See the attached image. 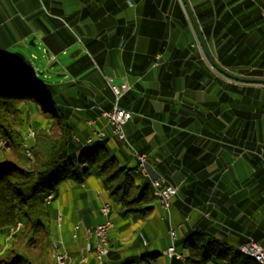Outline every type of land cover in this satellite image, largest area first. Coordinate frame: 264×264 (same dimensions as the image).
<instances>
[{"label":"crops","instance_id":"crops-1","mask_svg":"<svg viewBox=\"0 0 264 264\" xmlns=\"http://www.w3.org/2000/svg\"><path fill=\"white\" fill-rule=\"evenodd\" d=\"M188 3L211 55L221 66L243 76H252L246 74L251 68L264 71V19L239 29L245 33L241 44L227 31L234 24L231 17L247 22L257 8L264 16V0ZM209 23V34H205L203 28ZM220 31L227 32L220 35ZM31 34L44 47L50 67L57 63L59 53L70 50V61L56 73L57 81L41 79L37 74L44 78L43 71L32 65L31 73L24 63L6 55ZM238 45L244 49V60L226 65L223 58L233 57ZM248 48L253 50L248 53ZM0 56L26 75L51 85L49 94L69 111L77 142H83L92 130L102 129L104 145L115 155L117 149L109 143L113 137L110 126L99 112L113 103L131 112L123 125L126 141L145 152L152 168L177 187L166 223L167 231L169 223L176 227L175 237L164 244L166 249L173 242L177 255L168 256V263L164 256L166 264H185L186 250L179 241L191 229L209 230L231 247L248 237L264 247V84L236 81L210 66L181 0H0ZM112 85L127 89L117 96ZM86 119L95 120L93 127L86 125ZM204 132L216 135L209 136L214 156L210 163H197L193 171L183 161L189 157L181 145L183 134L204 136ZM128 159L134 161L128 166L135 165L132 154ZM203 170L211 185L198 181ZM98 179L93 172L78 182L70 179V209L83 224L76 237L70 235L74 258L88 246L84 226L101 221L97 213L106 197L99 198V205L89 197ZM186 205L193 206L186 211L189 220L178 226ZM204 210L210 212L209 218L201 215ZM113 212L124 226L133 218L126 219L120 210ZM157 219L151 216L148 230H137L130 245L112 250L101 264L156 261V251L141 246L147 234L160 227ZM78 264H96L94 255Z\"/></svg>","mask_w":264,"mask_h":264},{"label":"trees","instance_id":"trees-1","mask_svg":"<svg viewBox=\"0 0 264 264\" xmlns=\"http://www.w3.org/2000/svg\"><path fill=\"white\" fill-rule=\"evenodd\" d=\"M253 14L247 22L243 18H230L234 24L229 25L227 31L234 35L238 44L245 36L240 28L264 19L258 8ZM203 29L205 34H209L210 23ZM226 32L220 31L219 34L225 35ZM228 50L230 53L232 48ZM233 50V57L223 58L226 65L244 60L242 45ZM248 50L250 53L253 49ZM246 74L258 77L264 75V71L258 67L251 68ZM50 89V84L26 75L22 68L0 56V264H51L53 211L44 197L52 193L55 199L64 180L78 182L85 174L93 172L103 180L108 196L122 207L121 212L138 218L147 216L157 202L149 182L143 177L137 181L133 174L138 178L140 175L133 171L134 165H121L104 145V137L89 142L76 141L68 118L69 111L55 102L49 94ZM35 106L50 121L48 127L38 126L27 147L32 153L30 157L25 154L21 139L29 126L24 114ZM204 134H183L181 145L189 156L183 161L193 171H197V163H210L214 156L211 151L215 146L209 142V136L216 135L211 132ZM1 142H6L7 150ZM202 151L199 159H192ZM198 178L204 186L212 184L206 170ZM191 207L186 205L184 212L187 213ZM18 222L24 224L20 230L16 229ZM179 245L188 250L185 264L209 261L216 264H257L252 257L239 252L236 245L231 247L221 242L209 230L191 229L180 239Z\"/></svg>","mask_w":264,"mask_h":264},{"label":"rangeland","instance_id":"rangeland-1","mask_svg":"<svg viewBox=\"0 0 264 264\" xmlns=\"http://www.w3.org/2000/svg\"><path fill=\"white\" fill-rule=\"evenodd\" d=\"M20 41L21 42H18V44H15L12 46V48L8 49L6 52V55L9 56L10 52H12V51H16V50L20 51L31 62V64L34 67H36V69H38V71H43L42 73L45 75L44 78L42 77V74H39V73L37 74L41 79H43V80L46 79L49 81L50 80L57 81L59 79V77L56 76V73L61 72L63 66H65L70 61V50H67L66 53H59L57 56L58 57L57 63L50 67L47 63L48 55L46 54L44 47L42 46L41 42L39 41V39L37 37L34 38L33 34H31L28 38H26L24 40H20ZM19 43H21V45ZM16 61L18 63L20 62L21 64L24 63L20 60H16ZM46 66H47V69H46ZM29 71L31 73H34L32 68H30ZM55 92H56V90H55ZM62 109H64V108L62 107ZM68 118L70 120V116ZM24 119L26 120V123L29 126H27L28 127L27 130L24 132V134L22 136V139H21L23 141L22 146L24 148L25 154L27 156L31 157L32 156L31 150L29 148H27V147H29V143H31V141L34 139L36 132H37V129H38V126L48 127L50 120L43 116V114L39 111V108L37 106L32 107L29 111L26 110V112L24 114ZM86 125L93 127V125H89L87 123H86ZM84 140H85V142H87L86 139H84ZM109 143L112 146H115V148L117 149L116 154L114 156H115L116 160L121 165H130V164L134 163V161L128 159L129 155L132 154L131 153L132 147L130 145L131 143L128 144V142L126 140H118L114 136L112 138L111 137L109 138ZM1 145L4 147L5 150H7L8 145L6 144V142H1ZM135 164H136V162H135ZM133 175H134V178L138 181L139 180L138 175H136V174H133ZM92 176H94V175H92ZM88 185L89 184L87 183V186ZM92 185H96L95 187H97V189L90 191V195H89L90 199L94 201L93 204L99 205L100 201H101L99 198H102L104 196L106 197V200L110 203L109 216L111 217V220H112V226L109 227V229H108L107 242L105 244V246L108 250L107 257L109 256V252H111L112 250H114V249L123 250V248L125 246L130 245V242L137 236V234H136L137 230L140 231L141 228H143V231L148 230L149 226H152L151 223L148 222L150 217L156 216V217H158L157 220L159 221L158 224L160 225V227L157 228L155 231L151 232L152 234H147L148 240L145 243H143L142 244L143 246H141V247H144L145 249H147L149 251H156L158 258L156 261L150 260L152 264H166V263H168V260L170 257V256L168 257V255H167V257H165L166 263L163 261V257L166 256L163 253L164 249H165L164 244H165V241L168 243L170 242V237H171L170 232H169L170 227L173 228L174 233H175L176 227L171 226V224L169 223L168 231H167L166 223L168 224L169 220L167 218L166 210L160 209L158 207L157 202H156L155 207H154L155 209L152 210L147 216H145L143 218H138L137 216L132 215V214H123L121 212L124 216H126V219L133 216V218L128 220L127 225L124 226L122 224L121 219H118V218L116 219V217H114L115 212H113L114 209L121 211L122 207L118 203H116L113 198L108 196L107 190L105 189V186L103 184V180L100 178V179L96 180ZM96 192H98V196H96ZM49 196L52 197L51 200H49ZM44 199H45V203L49 204V206L52 208V211H53V216L51 217L52 225H51V232H50V235H51L50 236L51 237V249H50L51 250V260H50V262H51V264H54L52 252H53V243L56 241L60 244V246L64 247V249L67 251V253L69 255V262H66L65 264H71L74 260H75V263L78 264V262L79 263L82 262V261H79V258H81L82 255H84L85 259H86L87 255H89L91 253L94 255V259L96 261V264H98V260L95 257V253H94V247L92 245L93 240L92 239H90V240L85 239L84 228H83V238L85 239V241L88 245L87 248L85 249V252L77 258H74V256H72L70 254V242H73V240L70 239V235L72 233V236H73V232H72L73 227L76 223H79V227L77 229V233H78L79 229L83 225L82 222L78 220L79 218L77 217L76 211L70 209V179L64 180L60 183L59 188H58V195L55 199H53L52 193L46 194ZM172 200L173 199H171V202H172ZM171 206H172V203H171L169 209L171 208ZM204 211H207V210H204ZM98 212H99V213H97L98 220L102 221L104 218H103L100 210ZM58 214H60V217H61L60 220L58 219V216H59ZM160 216H162L163 218L161 219ZM183 217H184V215L182 216V219H183ZM209 217H210V212H209V216L207 218H209ZM113 218L116 219L117 225L115 224V221ZM182 219H181V221H182ZM181 221L178 223V226H183L187 222V221L183 222L182 225H179L181 223ZM70 226H71V232H70ZM23 227H24V224H22L20 222V224L18 225V227L16 229L20 230ZM77 233H76V236H77ZM76 236H73V237H76ZM247 240L248 239L246 238L241 243H244ZM241 243H239V244H241ZM239 244H237L236 246H238ZM186 254L188 255V250H186ZM245 255H247V254H245ZM250 257H252V256H250ZM85 259L83 261H85ZM255 261L257 264H259L257 260H255ZM143 262L144 263H142V264H149L148 261H143ZM205 264H210V263L206 262Z\"/></svg>","mask_w":264,"mask_h":264},{"label":"built area","instance_id":"built-area-1","mask_svg":"<svg viewBox=\"0 0 264 264\" xmlns=\"http://www.w3.org/2000/svg\"><path fill=\"white\" fill-rule=\"evenodd\" d=\"M113 92L119 96L124 90L127 89L125 85H122L120 87L111 86ZM100 116H103L106 119V123L110 126L111 134L116 137L118 140H126V136L123 130L124 123L130 118L131 112L125 108H122L118 106L116 103H113L109 108L101 109L99 112ZM95 122L94 119H86V123L89 125H93ZM105 136L104 131L102 129L93 130L92 133L86 138V141L89 142L95 138L101 139ZM132 155L135 157V160L144 161L145 167H146V180H150L151 184H156L158 188L163 193V205L162 209L166 210L168 214V220H169V207L171 204V199L177 195V187L173 183H171L164 175L156 172L149 161L147 160V154L145 152L139 151L136 148L132 147L131 149ZM96 196H98V192H96ZM52 197L49 196V200H51ZM50 202V201H49ZM99 210L103 216V220L94 224V225H86L84 226V236L86 240H93V247H94V253L95 257L98 260V264H101L104 262V260L107 258L108 250L105 245H103V232L105 230H108L109 227L112 226V220L109 216L110 212V203L106 200L101 203L99 206ZM58 219L60 220V214H58ZM201 215L203 217L209 216V211H203L201 212ZM189 219V212L184 214V217L179 225H182L183 222L188 221ZM79 227V223H76L73 227V236H76L77 229ZM17 228V227H16ZM170 235L172 240L175 237V233L172 227L169 229ZM248 240L244 243L251 246L252 248H255L257 251L264 252V247L255 241L253 238L248 237ZM169 249V256L177 255L174 243L168 247ZM59 257H62L60 254V244H59V255H57V260ZM84 260V255L79 258V261Z\"/></svg>","mask_w":264,"mask_h":264},{"label":"water","instance_id":"water-1","mask_svg":"<svg viewBox=\"0 0 264 264\" xmlns=\"http://www.w3.org/2000/svg\"><path fill=\"white\" fill-rule=\"evenodd\" d=\"M181 2L184 6V9H185L186 14L188 16V20L190 22V25L192 26V29H193L194 34L196 36L197 42H198V44L202 50V53H203L205 59L207 60V62L210 64V66L213 69H215L220 74H222V75H224L230 79L236 80V81L264 84V78H262V77L243 76V75L235 74V73L230 72L229 70L225 69L223 66H221L211 55V53H210V51L206 45V42L202 36V33H201L200 28L198 26V23L194 17V14L190 8L188 0H181ZM9 56L13 59H18V60H21L22 62H24V68L25 69L32 68L31 62L20 51H17V50L12 51V52H10Z\"/></svg>","mask_w":264,"mask_h":264},{"label":"bare ground","instance_id":"bare-ground-1","mask_svg":"<svg viewBox=\"0 0 264 264\" xmlns=\"http://www.w3.org/2000/svg\"><path fill=\"white\" fill-rule=\"evenodd\" d=\"M133 171L138 173L141 177L145 179L146 167H145L144 161L136 160V164L133 167ZM147 181L149 182L153 196L155 197L156 201L159 203L160 207H162L163 205L162 191L160 190V188H158L156 184H151L150 180H147ZM19 224L20 222L17 223V227ZM107 233H108V230H105L103 232V245H105L107 242ZM237 249L243 254L252 256L255 260L258 261L259 264H264V252L257 251L255 248H252L246 243L239 244L237 246ZM163 253L164 255L169 256V249L166 248ZM60 254L62 255V257H59L57 260V255H59V243L56 241L53 243V252H52L54 264H65L66 262H69V255L63 246H60ZM84 259H85V256H84Z\"/></svg>","mask_w":264,"mask_h":264}]
</instances>
